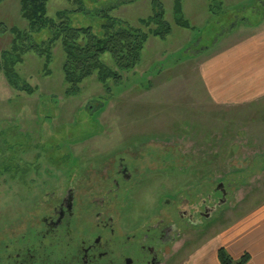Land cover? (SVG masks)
Segmentation results:
<instances>
[{"label":"rangeland","instance_id":"1","mask_svg":"<svg viewBox=\"0 0 264 264\" xmlns=\"http://www.w3.org/2000/svg\"><path fill=\"white\" fill-rule=\"evenodd\" d=\"M150 1L50 0L46 7L53 21L64 10L72 26L101 34L102 12L137 26L151 14ZM161 1L173 29L166 41L149 37L133 72L122 83L109 82L111 95L91 76L67 96L61 45L51 44L47 74L44 59L27 47L47 46L52 33L30 32L20 0H2L0 63L4 51L12 52L10 29L28 34L16 42L25 52L14 69L37 89L29 96L14 91L0 70L1 227H12L45 193L68 184L88 188L105 162L119 156L129 158L138 177L128 200L146 211L154 200L185 191L220 196L213 188L224 184L226 203L183 251L184 257L193 251L189 264H213L228 226L264 205V95L218 101L203 77L214 55L264 27V0H181L193 30L174 24V0ZM102 58L111 64L110 54Z\"/></svg>","mask_w":264,"mask_h":264},{"label":"flooded vegetation","instance_id":"2","mask_svg":"<svg viewBox=\"0 0 264 264\" xmlns=\"http://www.w3.org/2000/svg\"><path fill=\"white\" fill-rule=\"evenodd\" d=\"M128 159L113 157L88 188L45 193L12 227L0 226V264H189L185 247L226 203L227 189L218 183L220 196L208 199L170 195L146 211L128 200L138 184Z\"/></svg>","mask_w":264,"mask_h":264},{"label":"trees","instance_id":"3","mask_svg":"<svg viewBox=\"0 0 264 264\" xmlns=\"http://www.w3.org/2000/svg\"><path fill=\"white\" fill-rule=\"evenodd\" d=\"M48 1L50 0H20L21 17L28 23L29 31L47 29L52 33L47 46L31 44L27 48L44 59V69L48 74L50 72L48 65L52 59L51 44L58 42L61 45L65 56L61 68L67 96H76L81 91V84L91 76L97 78L106 89V93L111 95L109 82H113L114 85L122 83L126 72H133L140 63L147 39L153 37L166 41L173 31L170 21L165 17V7L161 0L150 1L151 14L139 19L137 26L102 12L104 22L101 25V34L95 33L89 25L72 26L64 10L57 14L59 22L53 21L47 16ZM172 11L177 27L185 30L195 29L183 15L181 0L173 1ZM10 31L15 35L12 52L2 53L0 70L14 91L24 92L28 96L33 95L37 88L28 81H21L14 69L17 63L22 62L21 53L25 52L16 42L18 39L21 42L27 40L28 34L16 27ZM106 53L111 56V64L102 58ZM216 255L218 264H246L249 260L248 253L238 259L231 258L224 247L219 248Z\"/></svg>","mask_w":264,"mask_h":264},{"label":"crops","instance_id":"4","mask_svg":"<svg viewBox=\"0 0 264 264\" xmlns=\"http://www.w3.org/2000/svg\"><path fill=\"white\" fill-rule=\"evenodd\" d=\"M256 32L226 46L205 67L204 80L213 89L212 94L220 96L218 101L239 102L264 95V27ZM230 228L224 231H227L226 240L218 248L224 247L233 259L248 253L246 264H264V205L244 215ZM213 259V264H218L216 253Z\"/></svg>","mask_w":264,"mask_h":264},{"label":"water","instance_id":"5","mask_svg":"<svg viewBox=\"0 0 264 264\" xmlns=\"http://www.w3.org/2000/svg\"><path fill=\"white\" fill-rule=\"evenodd\" d=\"M219 185L221 186V185H223V183L220 182ZM224 196H225V192H223V197H224Z\"/></svg>","mask_w":264,"mask_h":264}]
</instances>
